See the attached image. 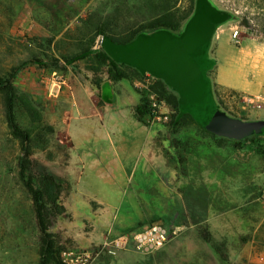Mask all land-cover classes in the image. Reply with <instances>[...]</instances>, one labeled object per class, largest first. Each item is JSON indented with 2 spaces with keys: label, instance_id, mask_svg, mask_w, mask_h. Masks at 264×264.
<instances>
[{
  "label": "rangeland",
  "instance_id": "rangeland-1",
  "mask_svg": "<svg viewBox=\"0 0 264 264\" xmlns=\"http://www.w3.org/2000/svg\"><path fill=\"white\" fill-rule=\"evenodd\" d=\"M199 2L225 28L217 51L213 16L201 10L191 19ZM167 15L189 17L176 31L114 42ZM263 20L264 0H0V77L28 63L12 81L15 119L29 135L25 176L37 189L46 176L60 185L64 212L54 216L46 206L60 264H66L64 252L87 254L86 264L98 254L119 264V251L103 245L155 221L178 229L164 245H182L190 227L193 245L198 237L202 245H219L220 253L224 245H247L245 264L259 261L264 128L238 138L214 135L206 126L216 111L245 123L264 121V91L220 87L211 71L228 51H238L261 85ZM101 42L124 65L125 79H114L94 54ZM84 51L88 57L64 66ZM172 98L179 108L169 104ZM3 103L0 92V264H38L40 234L19 178L21 144L6 125Z\"/></svg>",
  "mask_w": 264,
  "mask_h": 264
},
{
  "label": "trees",
  "instance_id": "trees-1",
  "mask_svg": "<svg viewBox=\"0 0 264 264\" xmlns=\"http://www.w3.org/2000/svg\"><path fill=\"white\" fill-rule=\"evenodd\" d=\"M171 17L170 15L163 16L161 18L153 20L148 25H140L137 28L133 29L130 32V35L127 39L123 41H114L119 44H128L130 43L138 34L147 31L165 29L176 31L180 28L181 23L185 21L189 16L185 15L177 20L167 19ZM173 18V17H172ZM264 21V20H263ZM100 51L95 52L94 54L102 60V63L106 64L108 67L109 74L117 80H122L126 78V74L120 69L124 65H119L112 58H110L103 50V43L101 42ZM90 51H84L79 55H76L70 59L65 60L64 66H70L74 62L84 59L89 56ZM33 63L43 66V63L40 61H33ZM28 63H23L19 67L12 70V73L7 78L0 77V92L3 94L4 100V118L6 125L10 130L11 134L20 141L21 144V157L19 159V178L22 181L23 186L29 193L33 205V210L35 214L37 228L40 234V248H39V263L38 264H60L58 259V253L53 241V237L49 232L50 221L48 218V213L46 212L47 204L51 206L55 215H60L64 212V208L59 203V191L60 185L54 180L51 176H46L43 179V186L41 189L35 188L34 184L30 179H27L25 176V165L29 157V135L27 132L20 129L18 126L15 114H14V105L16 102V95L14 87L12 84L13 79L16 77L18 72L23 66H26ZM55 69H59L56 63L51 64ZM130 69L129 67H126ZM139 73V72H138ZM165 82L158 79L157 85L160 88V95L165 94ZM173 108H179L178 99L172 98L169 103ZM144 111L147 112L146 107ZM198 126L199 124L188 114ZM201 128V127H200ZM204 130V129H203ZM217 254L219 257L220 264H226L225 256L219 252L217 249Z\"/></svg>",
  "mask_w": 264,
  "mask_h": 264
},
{
  "label": "crops",
  "instance_id": "crops-1",
  "mask_svg": "<svg viewBox=\"0 0 264 264\" xmlns=\"http://www.w3.org/2000/svg\"><path fill=\"white\" fill-rule=\"evenodd\" d=\"M201 10L211 14L214 18L212 35L215 36V41L217 43H215L214 49L216 50L219 45L221 46L219 40H221L225 28L215 13L201 8L200 2L194 13L195 15L193 16V14H191V19L193 21L198 20ZM247 62L246 57L238 51H228V58L224 63H214L213 70H211L213 72L212 81L220 87L241 92L258 93L264 91V81L261 85L255 83L252 72L253 67H251V64H247ZM136 71L142 75L151 77L147 70ZM212 81H210V84H212ZM105 122L106 124L104 123V126L107 128L110 120L106 118ZM123 133L124 131L120 130L117 134V138H122L121 134ZM118 163L120 164L118 160L114 161V164ZM119 166V168L123 170L121 164ZM132 171H134V167ZM112 175L114 176V173H112ZM133 176H135L134 172ZM190 230V227H188L187 232L183 235L182 245H164L157 251L147 255L138 253L132 249L119 251L117 255L119 264H220L217 254L219 245H202L200 237H198L197 245H193ZM246 250L247 245H224L221 253L225 256L226 264H245L244 260L247 258V254L245 253ZM98 257L99 254L97 255V258ZM97 258H95L91 264L113 263V261L109 259ZM257 264H264V253L259 261H257Z\"/></svg>",
  "mask_w": 264,
  "mask_h": 264
},
{
  "label": "built area",
  "instance_id": "built-area-1",
  "mask_svg": "<svg viewBox=\"0 0 264 264\" xmlns=\"http://www.w3.org/2000/svg\"><path fill=\"white\" fill-rule=\"evenodd\" d=\"M148 116L150 115L148 114ZM177 234L178 229L176 226L155 221L128 230L113 240L111 245L103 246L109 247L110 252L132 249L133 251L147 255L163 247L164 244L174 239ZM62 255L63 262L66 264H86L87 261L83 259V255L87 256V254L75 255L73 252H64Z\"/></svg>",
  "mask_w": 264,
  "mask_h": 264
},
{
  "label": "water",
  "instance_id": "water-1",
  "mask_svg": "<svg viewBox=\"0 0 264 264\" xmlns=\"http://www.w3.org/2000/svg\"><path fill=\"white\" fill-rule=\"evenodd\" d=\"M262 128H264V121L245 123L238 120L228 119L217 111L215 112L213 122L206 126L207 131L214 135L238 138L250 135L254 132L258 133Z\"/></svg>",
  "mask_w": 264,
  "mask_h": 264
}]
</instances>
